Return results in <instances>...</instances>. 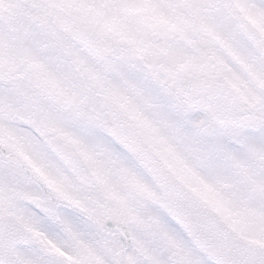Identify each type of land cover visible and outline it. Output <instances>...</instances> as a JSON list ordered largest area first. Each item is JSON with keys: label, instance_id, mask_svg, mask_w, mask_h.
<instances>
[{"label": "snow or ice", "instance_id": "obj_1", "mask_svg": "<svg viewBox=\"0 0 264 264\" xmlns=\"http://www.w3.org/2000/svg\"><path fill=\"white\" fill-rule=\"evenodd\" d=\"M0 264H264V0H0Z\"/></svg>", "mask_w": 264, "mask_h": 264}]
</instances>
